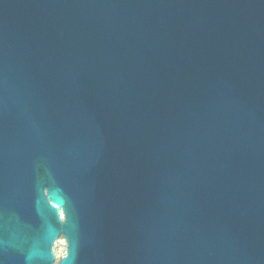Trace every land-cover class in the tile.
I'll list each match as a JSON object with an SVG mask.
<instances>
[{"label":"water","instance_id":"95a60500","mask_svg":"<svg viewBox=\"0 0 264 264\" xmlns=\"http://www.w3.org/2000/svg\"><path fill=\"white\" fill-rule=\"evenodd\" d=\"M0 264H264V0H0Z\"/></svg>","mask_w":264,"mask_h":264},{"label":"rangeland","instance_id":"374dc122","mask_svg":"<svg viewBox=\"0 0 264 264\" xmlns=\"http://www.w3.org/2000/svg\"><path fill=\"white\" fill-rule=\"evenodd\" d=\"M63 252V246L61 247V249H60V254Z\"/></svg>","mask_w":264,"mask_h":264}]
</instances>
